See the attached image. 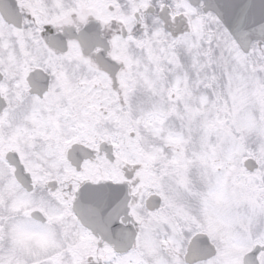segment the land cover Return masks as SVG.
Masks as SVG:
<instances>
[{"label": "snow or ice", "instance_id": "1", "mask_svg": "<svg viewBox=\"0 0 264 264\" xmlns=\"http://www.w3.org/2000/svg\"><path fill=\"white\" fill-rule=\"evenodd\" d=\"M0 264H264V0H0Z\"/></svg>", "mask_w": 264, "mask_h": 264}]
</instances>
